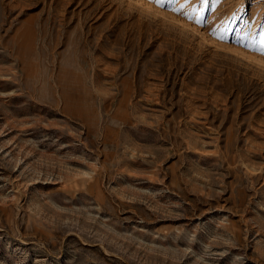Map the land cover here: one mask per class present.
Listing matches in <instances>:
<instances>
[{
	"label": "rangeland",
	"instance_id": "obj_1",
	"mask_svg": "<svg viewBox=\"0 0 264 264\" xmlns=\"http://www.w3.org/2000/svg\"><path fill=\"white\" fill-rule=\"evenodd\" d=\"M179 7L0 0V264H264V0Z\"/></svg>",
	"mask_w": 264,
	"mask_h": 264
},
{
	"label": "snow or ice",
	"instance_id": "obj_2",
	"mask_svg": "<svg viewBox=\"0 0 264 264\" xmlns=\"http://www.w3.org/2000/svg\"><path fill=\"white\" fill-rule=\"evenodd\" d=\"M150 2H154V3H157V4H162V3L165 2V0H150ZM175 2L177 4H179L180 7L179 8H173L172 10L173 11H176V12H180L183 8H185L188 5H190L192 3V0H183V3H180V0H175ZM201 3L206 5L208 3V0H201ZM184 15L188 19H194V17L192 15L188 14L187 12H185ZM199 22L200 21L197 20V23H199ZM212 34L214 36L216 35L215 32H213ZM252 50L253 51H257L261 55H264V34L261 35V39H260V42H259V46L258 47H253Z\"/></svg>",
	"mask_w": 264,
	"mask_h": 264
},
{
	"label": "bare ground",
	"instance_id": "obj_3",
	"mask_svg": "<svg viewBox=\"0 0 264 264\" xmlns=\"http://www.w3.org/2000/svg\"><path fill=\"white\" fill-rule=\"evenodd\" d=\"M251 57H252V56H251ZM252 59H253V57H252V58H250V60H252ZM248 60H249V58H248ZM252 61H253V60H252ZM253 62H255V61H253ZM253 62H252V63H253ZM248 64H249V63H248Z\"/></svg>",
	"mask_w": 264,
	"mask_h": 264
}]
</instances>
